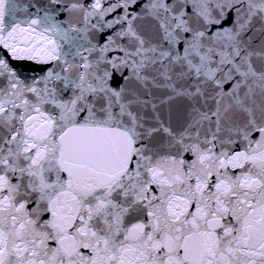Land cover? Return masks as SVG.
<instances>
[{"label":"snow or ice","instance_id":"obj_1","mask_svg":"<svg viewBox=\"0 0 264 264\" xmlns=\"http://www.w3.org/2000/svg\"><path fill=\"white\" fill-rule=\"evenodd\" d=\"M0 264H264V0H0Z\"/></svg>","mask_w":264,"mask_h":264},{"label":"water","instance_id":"obj_2","mask_svg":"<svg viewBox=\"0 0 264 264\" xmlns=\"http://www.w3.org/2000/svg\"><path fill=\"white\" fill-rule=\"evenodd\" d=\"M13 66L16 67L22 74L33 76L39 75L41 66L30 61H13Z\"/></svg>","mask_w":264,"mask_h":264}]
</instances>
